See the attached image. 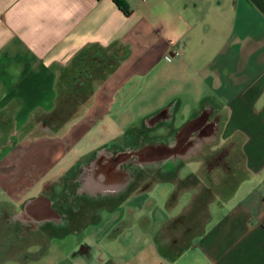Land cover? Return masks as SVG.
Returning <instances> with one entry per match:
<instances>
[{"label":"crops","instance_id":"1","mask_svg":"<svg viewBox=\"0 0 264 264\" xmlns=\"http://www.w3.org/2000/svg\"><path fill=\"white\" fill-rule=\"evenodd\" d=\"M125 1L128 15L113 0H0V112L12 116L0 205L47 203V216L30 217L45 245L39 231L26 244L38 259L61 238V256L46 264H264V0ZM62 70L74 79L61 81ZM70 92L87 102L49 133ZM203 114L210 131L198 141L233 163L214 174L220 186L178 187L199 176L182 166L152 182L124 170L118 190H85L86 175L56 187L97 152L172 147ZM204 207L201 231L185 226Z\"/></svg>","mask_w":264,"mask_h":264},{"label":"rangeland","instance_id":"2","mask_svg":"<svg viewBox=\"0 0 264 264\" xmlns=\"http://www.w3.org/2000/svg\"><path fill=\"white\" fill-rule=\"evenodd\" d=\"M94 85V84H93ZM91 84V86H93ZM203 111H207L208 113L213 112L211 107L204 108ZM6 127V126H4ZM7 128V127H6ZM6 128L3 130L0 129V143H2V140L4 138V135H6ZM9 133V132H8ZM197 132H194L193 136H196ZM206 140L198 141L192 139V144L190 146V149L186 151L183 155H177V161H165L164 163H158V162H151V163H138L137 160H135V156H131L125 164L121 165V168L125 170L129 174H138V176H141L144 173L149 174L150 181H156L158 178H161L163 176L160 175L164 171V168L169 170H178L180 171L182 168L183 170L190 171L195 170L198 171L199 176L196 181H193L191 179L182 180L176 179V185L181 188L190 187V186H204V187H213V186H220L216 185V183H222L213 178L214 174L216 172H231L233 163L228 162V158H225L220 160V154L223 151V147H213L210 146L213 142L206 143ZM216 142V141H215ZM210 144V145H209ZM141 150V147L138 146H131V147H125L121 150H107L102 151L103 155L105 156V159L107 158H113L118 153L117 152H131V153H137ZM98 152L95 154L93 159H96L98 156ZM175 157V158H176ZM199 160V166L196 163H192L190 161L192 160ZM180 162V163H179ZM90 165L86 166L85 170L82 168H78L75 170H72L68 175H66V178H60V182L58 185H54L57 188H63L66 185L69 186H77L82 185V178L86 175L85 171L89 168ZM160 166V167H159ZM183 166V167H182ZM182 167V168H181ZM84 171V172H83ZM162 171V172H160ZM160 172V173H159ZM161 176V177H160ZM166 176H170L172 178L177 177L176 173L171 172L167 173ZM217 181V182H216ZM55 187V189H56ZM52 191L54 189H51ZM178 192V190L176 191ZM61 192H59L60 194ZM55 194V192L53 193ZM58 194V193H57ZM52 196V195H51ZM60 196V195H59ZM46 198L48 195L45 196ZM206 201H204L203 206L206 205ZM202 206V207H203ZM19 207L14 208L12 206H9L8 204H2L0 205V264H46L45 262L47 259L52 258L55 256V260L59 259L58 257L61 256V238H57L56 236L51 238L52 243H55L58 248L53 249H45V254H41L38 259H33L34 255H32L29 252H26L27 246L26 244L30 243L31 241V232L33 231H39L38 233H35L33 235L34 237L39 236L42 238V242L45 245L46 243V232H41L40 227L38 228V224L36 221H32L30 217H28L23 210L18 211ZM203 212L194 215L193 222L196 224V226H190L189 224L185 225L188 227H192L191 229L195 230V232L201 231L203 228L204 222L206 221L208 217V213L206 208L204 207ZM17 211V212H16ZM188 222V221H187ZM198 224V225H197ZM184 231L186 230L185 227H183ZM34 234V233H33ZM38 234V235H36ZM77 238V237H76ZM17 240V241H16ZM42 244V247L44 245ZM18 251V252H17ZM30 253V254H29ZM38 253V252H37ZM19 254H28V256L23 259ZM19 256V258L17 257Z\"/></svg>","mask_w":264,"mask_h":264},{"label":"flooded vegetation","instance_id":"3","mask_svg":"<svg viewBox=\"0 0 264 264\" xmlns=\"http://www.w3.org/2000/svg\"><path fill=\"white\" fill-rule=\"evenodd\" d=\"M201 126L204 127V130L200 131L197 136L201 138L208 136V131L210 128L205 124L204 114L195 120L194 128L192 130H196ZM178 143L179 142L177 138V144ZM164 148L169 149L170 147H145L143 150H140L135 154L131 152H119L113 158L107 159H105V156L101 151L87 169V173L84 178L85 182L83 184V189L90 192L118 190L126 182L127 173L121 169L122 164L128 162L131 156H135V160H137L138 163H149L146 161L151 156V151L154 150V152L156 151L159 154ZM47 212V203H45L42 198H37L29 202L25 208V214L35 219H40L42 216H47Z\"/></svg>","mask_w":264,"mask_h":264},{"label":"trees","instance_id":"4","mask_svg":"<svg viewBox=\"0 0 264 264\" xmlns=\"http://www.w3.org/2000/svg\"><path fill=\"white\" fill-rule=\"evenodd\" d=\"M113 2L124 14H130L129 6L125 0H113ZM76 58L79 60L89 59L85 56V53L78 54ZM73 76L74 75L70 76L68 72L66 73L64 70H62V73L60 74V80H64L65 82H67V80L74 79ZM74 86L75 87H72V89H75L77 91L84 90V86L81 84H75ZM86 102V98L73 97V94L71 92L68 93V95L65 97L58 98L53 114L50 115L48 119V123L52 124V126L49 127V133H54L58 129V127L61 126L62 123H64V121L69 119L74 112L81 109ZM4 126H6L7 128ZM11 126L12 116L0 112V129L6 128V133H8Z\"/></svg>","mask_w":264,"mask_h":264},{"label":"bare ground","instance_id":"5","mask_svg":"<svg viewBox=\"0 0 264 264\" xmlns=\"http://www.w3.org/2000/svg\"><path fill=\"white\" fill-rule=\"evenodd\" d=\"M195 121L188 124L184 129L181 130L178 136V144L170 147L169 149H162V151L158 154V152H154V150L151 151V156L147 159L146 162H154L158 161L162 158L168 157L170 155H183L190 149V146L187 145L186 147H183L182 145L187 141V135L192 129L194 128ZM210 131V130H209ZM208 131V132H209ZM201 139V137L197 136L196 140ZM181 143V144H180ZM162 156V157H161Z\"/></svg>","mask_w":264,"mask_h":264}]
</instances>
